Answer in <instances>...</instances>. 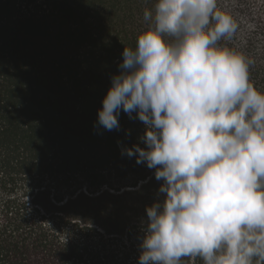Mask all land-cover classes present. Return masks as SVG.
<instances>
[{
    "label": "trees",
    "instance_id": "trees-1",
    "mask_svg": "<svg viewBox=\"0 0 264 264\" xmlns=\"http://www.w3.org/2000/svg\"><path fill=\"white\" fill-rule=\"evenodd\" d=\"M154 2L0 0V264H138L162 181L122 155L145 147L141 121L121 111L119 130L94 124ZM218 6L238 23L221 44L255 61L264 93V0Z\"/></svg>",
    "mask_w": 264,
    "mask_h": 264
},
{
    "label": "clouds",
    "instance_id": "clouds-1",
    "mask_svg": "<svg viewBox=\"0 0 264 264\" xmlns=\"http://www.w3.org/2000/svg\"><path fill=\"white\" fill-rule=\"evenodd\" d=\"M143 19L94 124L119 130L121 111L141 121L145 147L122 155L162 181L138 264H264V93L255 61L221 44L238 23L218 0H155Z\"/></svg>",
    "mask_w": 264,
    "mask_h": 264
}]
</instances>
